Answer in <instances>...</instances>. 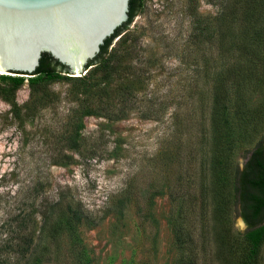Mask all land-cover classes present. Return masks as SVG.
<instances>
[{
	"label": "rangeland",
	"instance_id": "rangeland-1",
	"mask_svg": "<svg viewBox=\"0 0 264 264\" xmlns=\"http://www.w3.org/2000/svg\"><path fill=\"white\" fill-rule=\"evenodd\" d=\"M225 4L137 0L107 50L120 62L105 111L95 88L75 93L63 71L34 86L23 77L15 109L0 73V264H28L11 246L22 234L40 264H264V238L246 257L247 226L221 187L242 167L247 141H264V78L246 128V106L226 102L227 144L209 148L210 87L233 58L221 57L212 28ZM197 19L206 35L196 36Z\"/></svg>",
	"mask_w": 264,
	"mask_h": 264
},
{
	"label": "trees",
	"instance_id": "trees-1",
	"mask_svg": "<svg viewBox=\"0 0 264 264\" xmlns=\"http://www.w3.org/2000/svg\"><path fill=\"white\" fill-rule=\"evenodd\" d=\"M225 2L221 14L216 17L217 24L212 28L215 36H217L215 40L221 57H226L228 54L233 58L223 73H219L223 74L221 84L218 87L215 85L210 87L207 129L211 152L212 150L216 151L219 146L224 147L222 143H226L225 139L232 128V116L230 117V113L227 111L226 102L234 100L237 104L246 106V112L242 111L238 115V124L246 128L247 114L253 113V110L250 111L248 108L256 107L253 98L259 92L257 87L262 84L264 78V0H225ZM136 8L137 0H129L127 20L105 39L96 56L87 62L86 68L94 65L89 72L86 71L80 76L68 77L77 83L78 87L75 89L77 94L86 95L89 89L95 88L97 96L103 101L102 107L97 110L109 109L105 100L109 78L119 68L120 59L114 52L108 53V47L112 39L134 16ZM208 32L207 24L199 23V21L196 23L195 34L197 37H200V34L206 35ZM122 43L124 40L118 44L119 47ZM60 71L68 73L64 65L53 59L48 53H43L39 65L34 71V74L37 75L29 77V84L34 86L44 78L50 79L59 75ZM0 76L5 77V75ZM8 79L12 83L9 87L4 88L5 93L2 96L11 102L13 108L16 109L13 96L16 88L23 82V77H10L9 75ZM226 81L231 82L229 87L225 86L224 82ZM116 94L123 100L125 92L122 88H117ZM82 104L87 106L89 103L84 100ZM84 113L93 114V111L87 107ZM245 146L242 147V153L246 154L242 167L235 166L234 170L224 173L221 181L225 180L226 182L221 184V187L222 190L226 188L230 195L232 215L241 217L247 226L244 238L248 249L246 257H250L264 238V141L262 139L256 140L255 143L247 141ZM217 160L218 165L222 164V161L217 159L215 155L213 157L211 155V165H215ZM209 189L212 192L214 184L209 185ZM229 218L228 215L225 219L229 221ZM22 236L23 234L11 244L13 250L19 255L26 256L24 262L40 264V257L35 255L31 248L32 237L26 234L22 239ZM219 238L222 239L221 236ZM241 263L248 264L246 260Z\"/></svg>",
	"mask_w": 264,
	"mask_h": 264
},
{
	"label": "water",
	"instance_id": "water-1",
	"mask_svg": "<svg viewBox=\"0 0 264 264\" xmlns=\"http://www.w3.org/2000/svg\"><path fill=\"white\" fill-rule=\"evenodd\" d=\"M128 10L129 0H0V73L33 77L43 53L64 65L68 76L88 73L94 65H85L127 20Z\"/></svg>",
	"mask_w": 264,
	"mask_h": 264
}]
</instances>
